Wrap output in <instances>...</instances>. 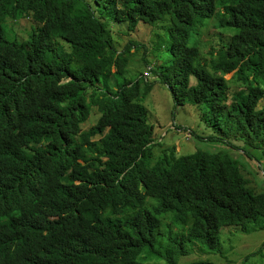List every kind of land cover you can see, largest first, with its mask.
Wrapping results in <instances>:
<instances>
[{
  "label": "trees",
  "instance_id": "trees-1",
  "mask_svg": "<svg viewBox=\"0 0 264 264\" xmlns=\"http://www.w3.org/2000/svg\"><path fill=\"white\" fill-rule=\"evenodd\" d=\"M213 17L222 43L203 59L191 36ZM141 22L159 27L143 78L203 108L213 132L195 137L264 151V0H0V264H211L180 261L224 253L222 227L264 230V190L229 148L155 142L153 84L126 78L141 44L120 50L111 29Z\"/></svg>",
  "mask_w": 264,
  "mask_h": 264
},
{
  "label": "rangeland",
  "instance_id": "rangeland-1",
  "mask_svg": "<svg viewBox=\"0 0 264 264\" xmlns=\"http://www.w3.org/2000/svg\"><path fill=\"white\" fill-rule=\"evenodd\" d=\"M14 21V22H11ZM216 18L213 17L209 20L207 28H197L192 36L193 43H198L201 47L202 58L210 59V50L218 49L221 45L220 35L224 33L222 27L216 26ZM34 21L30 18L19 17L16 21L9 20L8 30L13 36L18 33V36L24 37L31 30ZM144 22L138 24L135 30H128L126 25L113 24L111 29L113 33V42L116 47L122 50L128 42L135 40L141 44L140 49L135 46L132 48L131 63L128 69L132 71L127 74L126 78L130 80H137L139 77L142 81V85L147 81L153 84L151 92L148 94L145 103L149 110L148 121L155 124V142L162 140L166 141L165 146H176V151L183 152L182 154L194 151V149L201 145L204 148L215 149L217 147H227L231 154L237 157L244 164V167L248 170L250 177H248L254 187L262 188L264 190V151L255 152V157H251L247 153H244L239 148H234L219 143H204L203 140H199L193 134L192 130H200L206 133L213 132L212 128L208 127L202 119L203 108L197 106V104L187 103L182 106H176L173 100L172 94L167 85L162 83L159 77L155 74H150L146 81L143 78L144 72L147 71L145 62L142 60V52L144 47L142 44L149 45V39L152 33V29L155 30L159 27H155L154 24ZM202 29V30H201ZM159 34L165 39V46L168 45L167 36L165 30L160 28L157 30ZM226 36V35H224ZM136 51V53H135ZM168 52L166 51L164 59ZM150 62L155 63V59L149 55ZM154 66V65H151ZM234 72L227 75V79L234 77ZM195 82V80H193ZM112 84H115L114 79H111ZM241 87L237 85L232 86V93L239 90ZM90 119L84 124L83 128H89L95 123L98 118L99 112L94 107L91 111ZM179 125L184 127H190L189 129H181ZM178 134L175 137V134ZM182 133V134H181ZM263 155V156H262ZM221 247L224 248V253L209 252L203 250L199 246L193 249V252L181 259V263H190L193 261H207L211 264H264V250L259 251L261 245L264 243V230H258L252 233H246L237 226H225L220 231ZM258 253V254H257ZM248 257H251L250 261H246Z\"/></svg>",
  "mask_w": 264,
  "mask_h": 264
}]
</instances>
